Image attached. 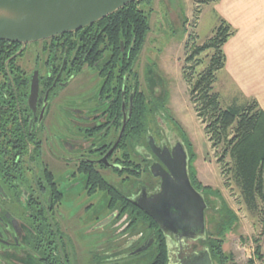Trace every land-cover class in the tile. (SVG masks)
<instances>
[{"label": "flooded vegetation", "instance_id": "af4514ba", "mask_svg": "<svg viewBox=\"0 0 264 264\" xmlns=\"http://www.w3.org/2000/svg\"><path fill=\"white\" fill-rule=\"evenodd\" d=\"M80 41L90 52L89 36L78 33L25 45L0 40V264H88L79 252L90 247L91 235L92 262L101 264L106 232L119 239L108 245L115 248L106 251L109 258L124 243L137 249L154 237L147 249L153 250L163 237L169 264L201 258L207 264L197 227L154 228L121 203L140 208L137 200L161 191L162 177L153 171L161 159L149 137L171 149L181 140L167 134L163 118V128L149 126L138 135L140 82L132 45L126 56L84 54L82 67ZM124 57L130 60L124 63ZM145 78L151 98L150 76ZM189 176L201 191L190 166Z\"/></svg>", "mask_w": 264, "mask_h": 264}, {"label": "rangeland", "instance_id": "374dc122", "mask_svg": "<svg viewBox=\"0 0 264 264\" xmlns=\"http://www.w3.org/2000/svg\"><path fill=\"white\" fill-rule=\"evenodd\" d=\"M207 1L209 0H155L139 3V7L145 10L149 18L150 30L139 55L136 69L141 89L148 90L145 78L148 74L156 81L160 79L161 84H155L153 88L154 97L162 96L163 92L166 95L164 99H161V109H158L157 103L152 101L151 107L154 110L149 116L150 126L155 128L158 124L157 128H163L160 124V118H163L161 121L167 134L171 138L182 141L184 140L181 133L183 131L187 138L185 145L190 169L197 173L204 185L220 191V197L215 194H205L209 204L206 212L207 229L216 231L220 221L229 220L230 215L224 206L226 202L229 211L237 217V221H233L231 230H227L225 250L228 253L231 252L234 260L239 264H264L263 204L259 203L257 208L251 209L241 194L234 171L228 170L233 165L232 159L227 154L220 161L224 153V145L212 146L205 130L206 124L198 117L191 100L190 85L184 74V66L194 63L193 60L187 62V56L196 46L204 44L214 35L220 22L214 8L205 3ZM172 9L175 10L173 13ZM188 11L187 18L184 14H188ZM213 52V49H209L199 55L203 62L197 68V72L209 64ZM229 80L231 79L225 68L219 70L215 89L224 91L226 85L231 83L228 82ZM223 91L221 101L225 106L226 99ZM106 235L105 247H103L105 259L101 264H151L153 261L154 250H147L143 255L131 254L136 248L132 249L133 244L128 242L119 248L117 257L109 258L106 251L115 248L108 245L112 246L114 241L119 239L108 238V232L105 233ZM95 237L91 235L87 238L90 247L79 252L81 256L88 258V264H95L92 262L93 252L91 251L96 245V242H93ZM199 246L200 249H205L204 243L201 242ZM259 246L260 256L257 252ZM211 263L217 264L214 258L211 259Z\"/></svg>", "mask_w": 264, "mask_h": 264}, {"label": "trees", "instance_id": "16d2710c", "mask_svg": "<svg viewBox=\"0 0 264 264\" xmlns=\"http://www.w3.org/2000/svg\"><path fill=\"white\" fill-rule=\"evenodd\" d=\"M144 1L149 2V0H136L94 24L75 32L65 33H78V37L81 38L89 36L91 42L90 52V49L82 50L81 41L76 43L79 46L76 52L83 54L80 57L82 67L88 63L87 59H84V54L103 56L102 54L109 50L111 54L126 56L130 45H132V60L136 58L138 61L150 30L149 18L145 10L139 7V3ZM232 32L231 25L221 19L214 35L204 44L196 46L192 53L187 56L186 61L193 60L194 63L190 66H184L183 69L185 78L190 85L191 100L198 117L206 124L205 130L212 146L224 145V153L220 157V161L227 154L230 156L233 165L228 170L234 171L244 200L251 209L257 208L259 203H262L264 212V110L259 106L256 99L244 104L235 103L225 107L222 104L220 93L215 89L217 72L224 68L226 62L224 44ZM121 42L126 47L125 52H122ZM99 47L101 48L98 49ZM209 49L214 50L209 64L197 72V68L203 62L199 55ZM96 59L90 61V64L94 65ZM126 60H130V58L124 57L122 62L126 63ZM150 82L152 89L156 86L155 84H161L160 79L156 81L151 77ZM150 94L141 89L140 83L138 84L137 102L134 109L138 135L145 132L150 126L149 116L154 110L151 107L152 101H155L157 103L156 107L161 109V99L166 96L163 92L162 96H156L160 98L158 99L154 95L150 98ZM176 124L178 125V123ZM178 126L180 128V125ZM181 133L183 141L186 143V135L183 131ZM191 175L201 192L219 196L220 191L204 185L194 170H191ZM120 201L124 207L134 209L135 214L148 218L153 227L158 228L157 222L143 210L128 200ZM224 206L230 215L229 220L220 221L217 224L216 231L208 230L206 223V232L201 242L204 243L205 248L209 250L211 257L216 260L217 264H239L234 260L232 253H228L224 248L227 230H231L232 225L237 221V217L232 211H229L226 202ZM153 250L154 256L151 264H169L170 251L165 238L160 239L159 237ZM257 252L260 256V246L257 248ZM251 261L253 263V260Z\"/></svg>", "mask_w": 264, "mask_h": 264}, {"label": "water", "instance_id": "95a60500", "mask_svg": "<svg viewBox=\"0 0 264 264\" xmlns=\"http://www.w3.org/2000/svg\"><path fill=\"white\" fill-rule=\"evenodd\" d=\"M136 0H0V40L28 42L80 30ZM123 46V42H121ZM34 86L38 85L35 77ZM149 141L161 162L153 164V171L162 177L161 191L151 200H137L136 204L158 223L160 228L183 229L197 227L201 237L206 232L205 194L198 191L189 176L188 151L184 141L172 149L159 147L152 136ZM167 169H166V168ZM155 241L152 237L131 254L147 250ZM207 264L211 255L202 250ZM195 264H205L197 260Z\"/></svg>", "mask_w": 264, "mask_h": 264}, {"label": "crops", "instance_id": "0c3cea01", "mask_svg": "<svg viewBox=\"0 0 264 264\" xmlns=\"http://www.w3.org/2000/svg\"><path fill=\"white\" fill-rule=\"evenodd\" d=\"M205 3L214 8L220 21L224 19L233 29L224 44V68L231 83L224 88L228 94L223 89L217 90L220 96L222 91L225 94V107L256 99L264 110V0H209ZM184 15L188 18L189 11ZM262 253L264 256V247Z\"/></svg>", "mask_w": 264, "mask_h": 264}]
</instances>
